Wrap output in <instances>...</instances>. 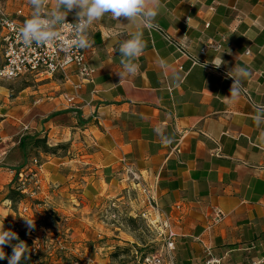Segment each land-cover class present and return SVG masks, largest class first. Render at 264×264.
Instances as JSON below:
<instances>
[{"label":"crops","instance_id":"crops-1","mask_svg":"<svg viewBox=\"0 0 264 264\" xmlns=\"http://www.w3.org/2000/svg\"><path fill=\"white\" fill-rule=\"evenodd\" d=\"M161 3L151 29L139 18L120 22L109 15L89 29L92 46L85 54L94 73L76 90L75 105L61 96L79 83L70 71L17 97L0 95V171H8L1 177L11 183V169L26 163L17 145L23 135L46 134L49 146L69 147L64 156H41L37 183L112 196L134 173L175 235L177 264H201L205 247L225 256L224 264L262 261L264 0ZM0 4L10 14L33 12L29 0ZM54 6L55 0H46L43 11ZM67 20L74 21V12ZM138 28L146 44L135 61L139 68L121 80L118 49ZM221 41L223 51H203ZM220 58L219 68L209 63ZM235 65L249 76L232 101L225 97ZM7 203H0V223L14 220ZM214 208L224 215L216 225Z\"/></svg>","mask_w":264,"mask_h":264},{"label":"rangeland","instance_id":"rangeland-1","mask_svg":"<svg viewBox=\"0 0 264 264\" xmlns=\"http://www.w3.org/2000/svg\"><path fill=\"white\" fill-rule=\"evenodd\" d=\"M48 82L32 78L0 81V95L14 98L21 91L36 90ZM30 143L25 141L26 163L15 181L7 183L1 173L8 171H0V203L15 183L24 195L13 206L7 201V211L14 220H3L5 229L29 231L23 217L32 218L35 222L32 240L49 264H133L144 254L160 248L161 221L149 190L141 183L128 175L130 183L112 196H97V189H82L78 185L67 189L56 183H37L36 170L41 159ZM35 159L37 164L33 167Z\"/></svg>","mask_w":264,"mask_h":264},{"label":"clouds","instance_id":"clouds-1","mask_svg":"<svg viewBox=\"0 0 264 264\" xmlns=\"http://www.w3.org/2000/svg\"><path fill=\"white\" fill-rule=\"evenodd\" d=\"M33 8L32 15L26 19L23 26L19 29L20 39L25 46H35L43 48L60 40V47L67 51L69 48L87 49L92 46L89 39V29L105 15L120 21L124 18L128 22L139 18L143 28L151 29L154 21L163 7L161 0H55V6L44 12L46 0H29ZM74 12V22L67 21L70 13ZM191 17L187 24L191 27ZM66 27L71 30L73 39L63 40L57 29ZM185 35L183 38H185ZM181 38V39H183ZM146 44L143 39V31L138 28L130 33L127 40L123 41L118 49L121 57L123 71L116 74L122 79L126 75H135L139 65L135 62L142 54ZM219 68L224 61L214 59L212 62ZM234 74L228 75L233 79L230 88V95L225 97L235 101L242 89V80L249 76L246 68L235 67L232 69ZM257 123L261 117H256ZM264 136V134H262ZM25 225L29 231L34 230L35 222L32 218L23 217ZM16 241V243H13ZM12 248L11 255H7L4 248ZM27 244L20 240L18 234L11 229H5L4 223H0V260L7 259V264H27L29 250Z\"/></svg>","mask_w":264,"mask_h":264},{"label":"built area","instance_id":"built-area-1","mask_svg":"<svg viewBox=\"0 0 264 264\" xmlns=\"http://www.w3.org/2000/svg\"><path fill=\"white\" fill-rule=\"evenodd\" d=\"M29 18L23 17L20 12L10 14L0 4V81L9 82L16 79L32 78L40 82L58 76L65 79L67 72H74L79 83L71 86L73 92H64L61 96L68 106L75 105L76 90L78 87L90 83L94 73V70L87 63L85 49L73 47L65 51L60 47V40L43 48L25 46L20 39L19 29L23 26L25 20ZM57 31L60 32L63 40L74 38L71 30L66 27L61 26ZM222 44V41L208 43L204 46L203 51L208 49L223 51ZM40 100V98H37L34 103L37 104ZM32 163L33 167H36V161H32ZM129 175L133 180L138 181L134 173L129 172ZM223 217V213L214 208L211 224H218ZM160 225L162 241L160 248L154 253L144 254L133 264H177L174 253L175 235L165 221L161 222ZM224 258L225 256H217L209 247H205L201 264H224ZM261 262L253 264H261Z\"/></svg>","mask_w":264,"mask_h":264},{"label":"trees","instance_id":"trees-1","mask_svg":"<svg viewBox=\"0 0 264 264\" xmlns=\"http://www.w3.org/2000/svg\"><path fill=\"white\" fill-rule=\"evenodd\" d=\"M29 140L30 147L32 150L36 152V154L39 155V158L41 156H64L66 152L68 151L69 144H57L55 146H49L47 144V138L46 134H34L33 136L30 137H21L18 141V147L23 150V158L26 160L25 156V141ZM33 161H36L33 160ZM37 164V161H36ZM23 165L20 167H17L15 169H11L12 171L15 172V178L18 177V174L20 172V168H22ZM40 167V165H39ZM15 181V180H14ZM7 201L10 202V204L13 206L19 202H21L24 199V195L22 193V189L20 188V185H16L15 187H9L7 197ZM16 233L18 234L20 240L24 241L29 250V259L27 261V264H47L48 261L46 259V256L44 253L39 249V247L34 243L32 240V232L27 231V230H17ZM13 243H16V241H13ZM4 251L6 252L7 255H11L12 253V248L9 246H6L4 248ZM0 264H7V259L0 260ZM49 264V263H48Z\"/></svg>","mask_w":264,"mask_h":264}]
</instances>
